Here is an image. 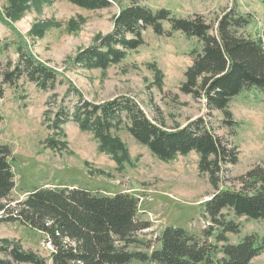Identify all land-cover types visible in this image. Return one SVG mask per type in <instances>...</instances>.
<instances>
[{"label":"rangeland","instance_id":"obj_1","mask_svg":"<svg viewBox=\"0 0 264 264\" xmlns=\"http://www.w3.org/2000/svg\"><path fill=\"white\" fill-rule=\"evenodd\" d=\"M23 1L0 0V71L7 60L17 59V50L22 46L58 70L64 81L50 91L39 89L25 77L14 85L2 84L0 141L12 150L14 199L24 198L36 186H75L103 194L128 192L138 200V222L148 223L132 234L135 241L128 249L149 253L159 247L158 237L165 226H177L216 244L211 254L213 264L222 257L223 243H237L249 233L264 234V218L234 217L225 210V219H234L239 231L226 232L225 241L216 239L220 228L211 224L203 204L213 189L207 175L198 170L199 155L194 150L161 160L120 125L113 133L125 143L130 161L117 169L115 160L98 150V140L92 132L80 130L71 120L63 125L65 147L54 150L45 146L51 134L47 124L69 85L83 98L95 102L124 94L155 122L175 127L201 116L217 136L237 144L238 161L223 175L224 185L237 187L238 175L253 165L264 168V91L251 87L231 98L229 109L238 122L231 135L221 122L220 111L209 112L201 97L193 98L180 90L184 71L191 63L190 50L199 48L195 38H187L179 31L157 35L148 27L142 33L143 43L128 51L121 61L106 69H86L71 64V58L78 49L109 32L114 16L129 0H112L109 7L100 9L81 8L66 0H26L22 5ZM138 1L153 9L167 8L176 16L203 14L212 24L224 10L232 8L250 15L245 33L255 37L264 28V0ZM163 26L169 29L168 22ZM77 99L78 94L71 89L64 104L71 107ZM1 239L17 241L51 264L52 246L41 231L17 220L3 221ZM126 264L157 263L132 260ZM248 264H264V252Z\"/></svg>","mask_w":264,"mask_h":264},{"label":"trees","instance_id":"obj_2","mask_svg":"<svg viewBox=\"0 0 264 264\" xmlns=\"http://www.w3.org/2000/svg\"><path fill=\"white\" fill-rule=\"evenodd\" d=\"M66 1L86 9L112 4V0ZM165 21L169 29L164 28ZM249 23L250 15L232 8L224 10L212 24L203 14L176 16L167 8L153 9L138 0H129L114 16L111 30L78 49L70 63L86 69H106L142 44V33L148 27L157 35L179 31L187 38H195L199 48L190 50L191 63L184 71L180 90L193 98L201 97L209 112L220 111L221 122L234 135L238 122L229 109L231 98L251 87L264 91V28L254 37L243 31ZM17 53L15 61L7 60L1 68L0 100L2 84L14 85L21 77L44 91L53 90L64 81L58 70L36 59L22 46ZM158 79L160 88L161 78ZM71 89L78 99L70 107L64 101ZM59 101L47 124L51 134L46 137V147H65L63 125L71 120L80 130L92 132L98 140V150L109 154L117 169H121L124 162L130 161V155L113 131L124 125L137 142L161 160L168 161L193 150L198 153V170L207 175L213 189L203 202L204 213L212 225L220 228L218 241L226 240V232L239 231L234 219H225V210L234 217L264 218V168L253 165L236 177L237 187L224 185L223 175L238 161V147L217 136L203 117L197 116L182 126L167 127L150 119L127 95L95 102L83 98L71 85ZM11 157L10 146L0 141V223L17 220L41 231L52 246L51 264H126L132 260L213 264L211 254L216 244L177 226H165L158 237L159 247L149 253L128 249L135 241L132 234L148 226L147 222H138V200L128 192L103 194L75 186H36L24 198L14 199ZM220 251L222 257L217 264H248L264 252V234H245L237 243H223ZM0 252V264H47L35 251L22 248L14 240L1 239Z\"/></svg>","mask_w":264,"mask_h":264}]
</instances>
